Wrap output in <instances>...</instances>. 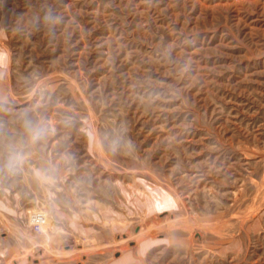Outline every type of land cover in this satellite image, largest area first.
<instances>
[{
	"label": "rangeland",
	"instance_id": "rangeland-1",
	"mask_svg": "<svg viewBox=\"0 0 264 264\" xmlns=\"http://www.w3.org/2000/svg\"><path fill=\"white\" fill-rule=\"evenodd\" d=\"M0 264H264V0H0Z\"/></svg>",
	"mask_w": 264,
	"mask_h": 264
},
{
	"label": "built area",
	"instance_id": "built-area-1",
	"mask_svg": "<svg viewBox=\"0 0 264 264\" xmlns=\"http://www.w3.org/2000/svg\"><path fill=\"white\" fill-rule=\"evenodd\" d=\"M38 218L34 221V225H35V228H36V230H40V228H41V225H43V219H41V216H37ZM41 221V222H40ZM43 222V223H42Z\"/></svg>",
	"mask_w": 264,
	"mask_h": 264
},
{
	"label": "bare ground",
	"instance_id": "bare-ground-1",
	"mask_svg": "<svg viewBox=\"0 0 264 264\" xmlns=\"http://www.w3.org/2000/svg\"><path fill=\"white\" fill-rule=\"evenodd\" d=\"M164 203H165V202H164ZM37 216H41V219H43L42 221L45 222L44 216H42V215H37ZM37 216L34 218L33 222L38 218ZM40 222H41V221H40ZM43 222H42V223H43ZM43 224H44V223H43ZM41 226H43V225H41Z\"/></svg>",
	"mask_w": 264,
	"mask_h": 264
}]
</instances>
